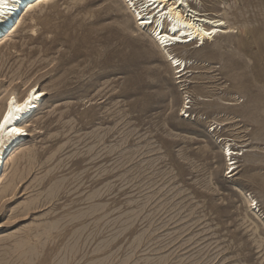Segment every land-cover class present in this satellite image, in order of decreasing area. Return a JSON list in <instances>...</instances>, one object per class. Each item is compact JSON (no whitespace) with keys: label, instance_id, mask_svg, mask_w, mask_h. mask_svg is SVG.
<instances>
[{"label":"rangeland","instance_id":"rangeland-1","mask_svg":"<svg viewBox=\"0 0 264 264\" xmlns=\"http://www.w3.org/2000/svg\"><path fill=\"white\" fill-rule=\"evenodd\" d=\"M195 2L236 29L174 45L182 83L122 0H43L0 40V114L45 91L0 181V264H264V0Z\"/></svg>","mask_w":264,"mask_h":264},{"label":"bare ground","instance_id":"bare-ground-1","mask_svg":"<svg viewBox=\"0 0 264 264\" xmlns=\"http://www.w3.org/2000/svg\"><path fill=\"white\" fill-rule=\"evenodd\" d=\"M41 1L43 0H7V7L11 10L6 14L0 15V40L6 37L7 34L14 32L19 25L22 14L28 10L30 11V9L34 8ZM122 1L126 3L128 8H130L133 15L132 17L136 20V25L140 29L144 28L145 30L150 31L151 38L156 42L165 59H167L171 66L175 68L180 83L184 82L183 79L193 63L189 61V58L187 59V57H183V55L181 56L179 53L175 52V50H172L174 41L182 40L183 44V42H186V39H189V42L184 44V51L186 50L187 45H196V47L201 48L210 40H215L224 35L233 34L236 29V27L233 24H230L229 21L223 18H218V16L210 17V13H208L207 10H198L194 6L196 4L195 1L197 0ZM200 1L201 0H199V2ZM143 3L148 4V7H143ZM18 13L19 16L15 21V17ZM5 29H7L6 32ZM185 54L186 53H184V55ZM24 93L23 96H18L15 91L12 92L6 100V103L4 102V107L2 105L4 109L0 114V122H3L4 117L9 114L10 109L11 116L8 123L5 124L3 131L0 132V168L2 169L0 170V181L5 171L7 160L15 149L20 146L23 138L29 136L30 132L27 122L33 117L34 112L39 108L41 104L40 101L45 95L44 89L41 90L37 85L30 86V88ZM182 105V110L188 107L185 104V101H183ZM12 128H18L21 129V131L12 134L10 132V129ZM18 140H20V142L14 145ZM231 149L232 148L227 147L224 149L226 160L229 161L227 162L229 164L228 170H230L228 174L233 173L237 169L236 166H234L236 160L235 157L233 158L232 154L238 153L231 151ZM227 154L231 156L230 159L227 158ZM2 164L3 166L1 167ZM13 186H15V184ZM11 188L13 189V187ZM3 195L5 194L3 193Z\"/></svg>","mask_w":264,"mask_h":264},{"label":"snow or ice","instance_id":"snow-or-ice-1","mask_svg":"<svg viewBox=\"0 0 264 264\" xmlns=\"http://www.w3.org/2000/svg\"><path fill=\"white\" fill-rule=\"evenodd\" d=\"M10 10L11 9L7 7V0H0V15L6 14ZM10 116H11V109L9 110V114L4 117L3 122H0V132L3 131L5 124L8 123ZM20 131L21 129L18 128L10 129V132L12 134L19 133Z\"/></svg>","mask_w":264,"mask_h":264},{"label":"built area","instance_id":"built-area-1","mask_svg":"<svg viewBox=\"0 0 264 264\" xmlns=\"http://www.w3.org/2000/svg\"><path fill=\"white\" fill-rule=\"evenodd\" d=\"M185 104L188 106L187 108H185L183 111V114H184V117L185 118H189L190 117V111H192V99H190V96H186V99H185ZM187 111V112H185ZM187 113V114H186ZM235 156H233L234 158ZM227 158L230 159L231 156L229 154H227ZM234 161V160H233ZM230 170H227V173H229Z\"/></svg>","mask_w":264,"mask_h":264}]
</instances>
